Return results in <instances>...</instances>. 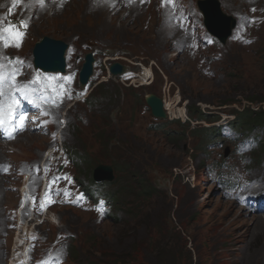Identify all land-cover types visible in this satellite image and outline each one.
<instances>
[{
	"label": "rangeland",
	"instance_id": "374dc122",
	"mask_svg": "<svg viewBox=\"0 0 264 264\" xmlns=\"http://www.w3.org/2000/svg\"><path fill=\"white\" fill-rule=\"evenodd\" d=\"M74 1L41 6L39 9H43L35 14H47L43 20L29 15V39L17 53L33 55L36 43L46 36L63 40L77 51L72 61L75 67L82 68L86 54L94 53L98 66L97 77L88 89L89 93L93 91L92 97L65 109H58V105L51 119L57 129L62 124V113L67 114L63 136L71 156L64 159V168L77 173L76 185L80 180L83 188L96 191L97 197L104 194L111 203L113 198L114 214L100 218L102 209L94 207L89 197L88 207L93 212L55 207L47 216L50 220L34 228L50 240L67 234L70 242L63 250L68 253L69 264H264V226L252 220H264L262 208L253 203L246 190L225 192L210 178L209 166L223 160L227 153L225 145L208 146L201 141L205 134L202 127L214 123L186 121L197 111L210 114L214 120L218 116L227 118L225 114L233 110L264 109V103L251 105L246 98L264 96V0H220L228 17L256 20L245 24L232 43L219 40L215 46L197 49L189 39H178V45H184L180 54L176 38L170 37L171 30L162 19L163 0L143 6L123 5L120 0ZM181 1L197 11L199 18L203 14L199 0ZM87 43L92 48L86 47ZM110 55L137 72L141 65L151 66L154 81L137 89L119 79H108L114 61L107 57ZM80 56L81 61L77 59ZM76 90L74 85L75 95ZM71 93L63 94L60 102L68 100ZM149 94L166 100L167 111L173 109L174 114L156 120L147 105ZM208 133L214 134V130ZM51 141L52 137L24 132L3 147L0 162L11 159L24 170L21 161L40 160ZM257 153L254 158L259 157ZM226 159L237 164L231 151ZM99 164L113 165L116 178L112 183H100L102 187L92 184L90 188L94 168ZM222 170L229 171L228 167ZM24 173H16L18 186ZM12 177L13 173L6 179L0 177L3 264L16 236L7 228L11 223L7 209L19 203ZM247 178L264 182V171L258 165ZM145 182L147 188L141 189ZM142 191L149 196L143 197ZM117 193L120 205L115 200ZM33 225L34 221L29 222ZM18 227H14L16 232L20 231ZM44 248L39 246L38 251L45 252ZM122 255L125 262L116 263V257Z\"/></svg>",
	"mask_w": 264,
	"mask_h": 264
},
{
	"label": "water",
	"instance_id": "95a60500",
	"mask_svg": "<svg viewBox=\"0 0 264 264\" xmlns=\"http://www.w3.org/2000/svg\"><path fill=\"white\" fill-rule=\"evenodd\" d=\"M200 5L206 15V25L209 31L222 41H226L232 29L235 27V22L232 20L231 24H227L229 18L221 12L218 0H204L200 2ZM66 49L67 46L62 41L53 40L49 37L44 38L34 49L36 66L45 71L64 72L66 66ZM93 61L94 58L92 54H87L86 63L80 75L83 86L89 82L93 73ZM118 68L121 69V65H113L111 67L113 72L120 71L116 70ZM147 102L152 108V113L156 118H167V113L161 98L152 95L147 98ZM94 178L97 181H113L115 179L113 166L109 164L98 165L94 170Z\"/></svg>",
	"mask_w": 264,
	"mask_h": 264
},
{
	"label": "snow or ice",
	"instance_id": "6c2138e0",
	"mask_svg": "<svg viewBox=\"0 0 264 264\" xmlns=\"http://www.w3.org/2000/svg\"><path fill=\"white\" fill-rule=\"evenodd\" d=\"M168 4L172 3V0H167ZM175 19V17H173ZM20 26L23 28L27 27L26 22L21 21ZM4 31H9L11 32V26L8 29H3L0 30V40L4 39L3 32ZM23 33H17L15 38H16V43L15 46H19V40L22 37ZM8 44L5 43L4 47H7ZM5 60L8 61V63H13L10 58H4ZM15 63L22 64V61H15ZM4 65L3 63H0V128L5 129L7 133V138L12 139L14 138L12 136V132L16 131L17 127L20 128V130H23V122L25 120V117L23 115H20L18 117L19 121L21 122L20 125H15L12 124V121L17 119V116L14 114V110L19 109L20 107V100L16 96V92H19L23 98L27 99L29 96V91L31 92H36L38 89L31 88L29 89V85H23L20 86L16 83L15 77L20 74L19 70H14L10 73L9 77H5L3 75L2 69ZM40 74L37 73V76ZM31 83H35V81H32ZM5 85L8 86L9 89H13L8 91L7 93L5 92ZM39 107V105H37ZM44 115H48V113H43ZM10 129V130H9ZM250 146V145H249ZM244 149H241L243 151ZM54 182V181H53ZM44 264V262H42Z\"/></svg>",
	"mask_w": 264,
	"mask_h": 264
},
{
	"label": "trees",
	"instance_id": "16d2710c",
	"mask_svg": "<svg viewBox=\"0 0 264 264\" xmlns=\"http://www.w3.org/2000/svg\"><path fill=\"white\" fill-rule=\"evenodd\" d=\"M247 101H249V103H251V105L254 104H259V103H264V96H256V97H246ZM233 100H229V101H224V104L230 103ZM198 118H205L207 117L205 114H203L202 112H199L197 114ZM238 118H239V122L240 124L245 127V128H251L255 125H260V126H264V109H258V110H253L250 107L248 109L245 110V112L243 113H238ZM264 153V149L263 152ZM147 188L146 186V182L142 185L141 189ZM141 194L143 195V197L149 196V193H147V191H142ZM115 200L117 205H120V201H119V194L115 195ZM119 201V202H118ZM119 203V204H118ZM107 219V218H106ZM125 256H118L116 257V263H119V261L121 262H125ZM74 260H77V255L74 256ZM89 264H92V262H90Z\"/></svg>",
	"mask_w": 264,
	"mask_h": 264
},
{
	"label": "clouds",
	"instance_id": "9594fccd",
	"mask_svg": "<svg viewBox=\"0 0 264 264\" xmlns=\"http://www.w3.org/2000/svg\"><path fill=\"white\" fill-rule=\"evenodd\" d=\"M234 29V28H233ZM232 29V30H233ZM46 37H48V36H46ZM46 37H44V38H46ZM44 38L41 40H39L37 43H36V45H35V47H34V49L36 48V46H37V44L38 43H40L41 41H43L44 40ZM49 38H51V37H49ZM51 39H53V38H51ZM53 40H58V39H53ZM58 41H62L65 45H66V42L65 41H63V40H58ZM35 65H36V61H35ZM37 67V66H36ZM36 69H41V68H39V67H37ZM41 70H43V69H41ZM44 72H49V73H54L53 71H45V70H43ZM56 72H58V71H56ZM109 74H110V76H109ZM109 74H108V79H115V75H113L110 71H109ZM146 101H147V99H146ZM79 103H82V102H79ZM163 104H164V102H163ZM228 104V103H227ZM227 104H224V105H227ZM254 104V103H253ZM252 104V105H253ZM147 105H148V107L151 109V112H152V108L150 107V105L148 104V102H147ZM251 108V107H250ZM251 109H253V110H258V109H255V108H251ZM245 110L246 109H244L243 111H240V112H238V111H236V110H233V111H230L231 113H235V112H237V113H243V112H245ZM199 112H202V111H197V114L199 113ZM203 114H205L207 117L210 115V114H207V113H205V112H202ZM153 114V113H152ZM197 114L194 116V118H196L197 117ZM154 116V115H153ZM191 116V115H190ZM206 118V117H205ZM205 118H198V120H196V121H202V120H204ZM203 122V121H202ZM239 122V121H238ZM239 124H240V122H239ZM240 126L241 127H243L241 124H240ZM252 128V127H251ZM247 129H250V128H247ZM26 133V132H25ZM3 135H4V130H3V128H0V149H1V152H0V158L3 156V153H4V151H5V147H8V144L12 141H7V140H3ZM20 137H22V135L20 136ZM18 139H19V137H18ZM15 140V139H14ZM13 140V141H14ZM2 147V148H1ZM4 147V148H3ZM66 150H69V148H66ZM70 151V150H69ZM71 152V151H70ZM100 165V164H99ZM111 165V164H110ZM98 166V165H97ZM96 166V167H97ZM113 166V165H112ZM95 167V168H96ZM95 168H94V170H95ZM114 168V167H113ZM114 173H115V168H114ZM93 178H94V172H93V176H92ZM1 179H6V177L4 178V177H2ZM79 183H81V181L79 180L78 181ZM15 184H17L16 186H18V183H15ZM22 188V184H21V187L19 188V190H17V191H20V189ZM82 188V187H81ZM82 189H84V188H82ZM85 190H87V189H85ZM62 207H69V208H72L71 206H62ZM10 209V208H9ZM8 213H9V215H10V217H11V213L8 211ZM9 221L12 223V221H11V219L9 218ZM11 230V229H10ZM12 231H14L15 232V234H16V236H14V238H13V241H12V245L10 244L9 245V247H8V252H10L11 253V250H12V248L14 247V246H16L17 244H16V242L17 241H15L14 242V240L16 239V238H18V232H16L15 230H12ZM18 254V253H17ZM5 264H10V255L8 254L7 255V257H6V260H5ZM90 262H88L87 264H89Z\"/></svg>",
	"mask_w": 264,
	"mask_h": 264
},
{
	"label": "bare ground",
	"instance_id": "6f19581e",
	"mask_svg": "<svg viewBox=\"0 0 264 264\" xmlns=\"http://www.w3.org/2000/svg\"><path fill=\"white\" fill-rule=\"evenodd\" d=\"M45 1V0H44ZM76 1V0H75ZM74 1V2H75ZM82 1V0H81ZM60 2V1H59ZM57 3V4H60V3ZM84 2V1H83ZM67 3V2H66ZM96 3V2H95ZM78 4V3H77ZM98 5V4H97ZM110 5H112V4H110ZM46 6V5H45ZM65 6V5H64ZM78 6H79V4H78ZM77 6V7H78ZM99 6V5H98ZM48 9V8H47ZM64 9V8H63ZM75 9V8H74ZM34 10L36 11V8H34ZM50 10V9H49ZM59 10V9H58ZM72 10V9H71ZM77 10V9H76ZM47 14H45L44 12H41L40 14H39V16H38V18L39 19H41V20H43V19H45V18H47V16H46ZM110 24L111 25H113L111 22H110ZM239 35V34H238ZM107 57H109V59H114L113 57H110V56H107ZM66 59H67V64H70L71 63V60L69 59V56L68 55H66ZM68 59L70 60L69 62H68ZM95 69H96V67H95ZM150 72V69H148V68H146V69H144V72H143V74H140L139 76L140 77H142V78H145L148 74L147 73H149ZM165 103H166V101H165ZM166 107H167V103H166ZM169 110H171V109H169ZM174 112L175 111H173V109H172V111L171 112H169V114L171 113V115L172 114H174ZM179 112V111H178ZM186 113V112H185ZM184 113V110L182 111V109H181V114L182 115H184L185 114ZM32 114V113H31ZM180 114V113H179ZM176 117V116H175ZM18 138H16L15 140H17ZM14 140V141H15ZM13 141V140H12ZM33 144V143H32ZM27 147V146H26ZM0 152H1V149H0ZM17 169H18V171H17V176H21V174H22V172L24 171L23 170V168L22 167H18L17 166ZM23 176V179H24V177H25V173L22 175ZM17 185V184H16ZM19 188L21 187V186H18ZM252 220H253V222H255V224H257V226H264V220L261 218V217H253L252 218ZM0 264H3V261H1L0 260Z\"/></svg>",
	"mask_w": 264,
	"mask_h": 264
}]
</instances>
